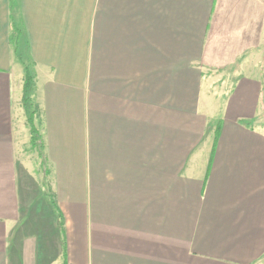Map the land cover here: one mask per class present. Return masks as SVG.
<instances>
[{
    "label": "crops",
    "instance_id": "1",
    "mask_svg": "<svg viewBox=\"0 0 264 264\" xmlns=\"http://www.w3.org/2000/svg\"><path fill=\"white\" fill-rule=\"evenodd\" d=\"M0 264H264V0H0Z\"/></svg>",
    "mask_w": 264,
    "mask_h": 264
},
{
    "label": "trees",
    "instance_id": "2",
    "mask_svg": "<svg viewBox=\"0 0 264 264\" xmlns=\"http://www.w3.org/2000/svg\"><path fill=\"white\" fill-rule=\"evenodd\" d=\"M17 28H14L11 36L12 44L15 47V51L17 50V38L20 35V31H16ZM33 85L34 78L32 72L29 67L25 65V74L23 77V86H22V99L21 105L24 109V113L26 115V123L29 129L30 134V143L32 146H37V149H41L40 142V134L36 125V115H37V107L35 102L33 101ZM217 141L215 137L214 144Z\"/></svg>",
    "mask_w": 264,
    "mask_h": 264
},
{
    "label": "rangeland",
    "instance_id": "3",
    "mask_svg": "<svg viewBox=\"0 0 264 264\" xmlns=\"http://www.w3.org/2000/svg\"><path fill=\"white\" fill-rule=\"evenodd\" d=\"M17 17H19V19L18 20H15V24H18V28H19L18 30L20 32H22V34H23L24 31H23V27H22V25L20 23V14H18ZM21 37H22V35H21ZM19 38H20V35H19ZM23 40L25 41V39H23ZM18 57H19V61L24 65V67H25V65H27V66L30 65V59L28 57V53H27V50H26V47H25L24 44L22 45V47L19 50ZM211 86H212V88H210V90L213 92L212 95H214V97H217L218 100H221V104H223L224 103V100H225L224 98L227 95V93L230 91V89L229 88L225 89L223 83L220 82V81H218V80H216L215 82H213ZM203 90L205 91L206 89H203ZM216 105L219 108V103L216 104ZM32 147H33V149H35V151L38 150L37 149V146L36 147L35 146H32ZM38 152L40 153V150H38Z\"/></svg>",
    "mask_w": 264,
    "mask_h": 264
}]
</instances>
